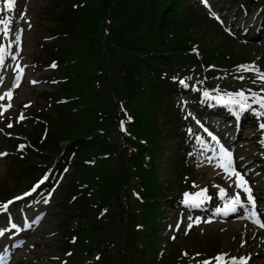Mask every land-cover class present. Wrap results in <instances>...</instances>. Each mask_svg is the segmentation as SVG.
<instances>
[{
	"label": "trees",
	"instance_id": "1",
	"mask_svg": "<svg viewBox=\"0 0 264 264\" xmlns=\"http://www.w3.org/2000/svg\"><path fill=\"white\" fill-rule=\"evenodd\" d=\"M184 2L76 0L74 8L73 0H67L54 12L58 21L56 33L67 35L56 54L65 62L68 81L57 95H66L74 101L61 106V119L52 124L54 138L48 140L49 146L43 147L47 155L42 158L50 164L49 155L63 151V140H69L68 151L77 145L75 163L107 154L99 165L83 168L74 175L76 187H88L76 197V206L82 207L81 217L85 219L76 239L79 252L73 260L77 263L81 262L83 254L91 257L95 249L102 247L104 253L98 264H158L155 257H144V252L136 254L118 247L121 230L127 229L131 220L121 215L118 221L117 215L124 198L133 197L131 188L144 187L147 197L154 196L159 189L157 166L152 159L144 165V154H156L154 147L161 138L165 126L162 121L167 113L161 118L152 117L151 125L136 117L132 125L135 139L127 140L138 149L131 153L102 132L110 128L119 99L126 98L134 105L139 99L155 101L153 83L160 69L190 60L192 56L187 50L191 43L199 41L208 59L219 63L237 60L221 53V46L218 43L213 46L206 34L193 33L194 20L189 17L190 11L182 8ZM107 18L111 19V33L105 37ZM20 173L29 175L26 170ZM106 205L111 210L110 216L98 217L99 208ZM147 205L149 215L159 212L150 202ZM74 212L71 210L69 216L73 217ZM216 246L217 243L211 248ZM172 262L166 259L163 264Z\"/></svg>",
	"mask_w": 264,
	"mask_h": 264
},
{
	"label": "rangeland",
	"instance_id": "2",
	"mask_svg": "<svg viewBox=\"0 0 264 264\" xmlns=\"http://www.w3.org/2000/svg\"><path fill=\"white\" fill-rule=\"evenodd\" d=\"M51 1L53 0H31L29 3V12L33 15L35 25L27 32L24 57L30 64L29 74L42 78H46L48 76L56 77L60 73V69L57 72L45 70L43 66L47 63L42 61V57L46 54V50H43L41 48L40 42L43 41L42 39H44V37L50 35L48 32V28L55 23L52 20L50 13L48 12L49 8L51 7ZM216 1L219 2V0ZM187 4L190 6L194 5L193 0H187ZM57 5L58 4L54 5V7H57ZM202 29L206 30L207 39L211 43H220L221 48L224 51L232 54H245V59H250L252 57V54L255 53L256 50H259V53L264 51V48L256 46L245 47L237 40L225 36L219 27H212L211 29L207 27L206 24H201L200 28L195 27L192 30L193 33H201ZM256 54L258 53L256 52ZM36 61L38 62L36 63ZM40 61H42L43 63L40 64ZM261 62L264 63V55L261 56ZM58 87L59 85L52 86L47 81H43L40 85L37 86H30L29 83H26L17 93V100L15 101V103L20 106L22 101L29 99L34 100V104L31 106V111L36 108H43L44 106H47L44 113L52 119L51 121H54L56 120L57 114L59 115V113L56 111L54 101L46 98L44 92L46 90L55 91ZM175 98V96H171L172 100L166 102L165 104L159 101L163 100V98H158L155 101L145 98L143 100L137 101L132 109V112H134L138 120L148 125L152 124V117L155 119L161 118L164 113H167L165 117L166 119H163L162 121L163 123H165V126L162 129L164 133L162 145L164 149H162V153L166 161L162 172L163 178L169 183V189L174 193H176L178 189L184 187V183L182 181L184 179L185 173H189L190 179H200L197 164L195 163L194 159L190 157V152H186L187 149L190 148L188 146V132L185 133L182 126H180L179 128V132L178 126L181 124V120H177V116L171 108L175 107L173 103V101H175ZM50 101L52 102V105L51 103L49 104ZM182 123L184 124V121H182ZM19 127L25 128L24 131L29 132V134H31V138H37V140L41 136V133L43 131L42 125L34 123L33 121H31V119H26L24 122L17 125L15 131H19ZM111 133H116V130L113 127H111ZM250 135H252L251 132L248 133V136ZM46 140L47 139H45L43 143L46 142ZM64 142L65 141H63L62 143ZM15 143L16 140H6L0 138V146L4 149H14ZM15 156L16 155L12 153L0 158L1 199H5V197L22 191L27 182V178L19 176L21 168H23L25 165H21V162L16 160ZM27 167L28 166H26V168ZM40 172L41 170H38L36 173L39 174ZM212 172L215 176V172ZM71 173L72 169L71 171L69 170L67 172L64 182L58 190L53 204L48 208V215L45 222L32 237V239L37 243V246L32 251H30L31 254L27 255L26 260H24V257H22V264H49V261L47 262L46 260L48 259L47 257L49 255H63V252L60 251L63 242L61 237L58 235L49 237V235L53 234V231H58V224L60 223V220L66 218V215H63L66 200L65 184L68 181ZM207 175L209 179V177H211L213 174L207 173ZM261 178V181H264L263 175ZM170 190H165L164 196L170 195L172 193ZM164 212L166 211L164 210ZM151 224H153V222H150L148 225ZM156 224L158 223L156 222ZM161 225L162 224H160V226ZM147 228L150 230L149 227ZM239 238L240 236L238 235V231L236 230H226L224 232H221V227L210 226L206 227L205 229L200 228V231L195 230L189 235L188 239L179 237L176 244L178 245L183 242V245H191L192 247L190 249L205 253V251H209L208 246L213 239H220L219 242L221 245V249L235 250ZM168 246L169 250L173 247L170 243ZM23 254L25 255L26 252H23ZM257 259L258 256L254 261L260 263L261 261Z\"/></svg>",
	"mask_w": 264,
	"mask_h": 264
},
{
	"label": "snow or ice",
	"instance_id": "3",
	"mask_svg": "<svg viewBox=\"0 0 264 264\" xmlns=\"http://www.w3.org/2000/svg\"><path fill=\"white\" fill-rule=\"evenodd\" d=\"M204 2L206 3V0H204ZM8 7L11 8L12 7V4L9 3L8 4ZM8 22L7 21H3V20H0V24H7ZM4 32L5 34H7V28L4 29ZM17 39H19V37H17ZM54 66V65H53ZM242 70H245V71H255L258 73V76H257V79L259 80H262L264 81V72H260L259 69H256L253 66H240ZM240 79H243V77H240ZM253 83H255V81H253ZM207 95V93H206ZM238 96H241V97H244L245 94L243 92H240V93H237ZM253 95H256L255 93H253ZM10 96V94H9ZM246 98V97H245ZM0 99H2V97H0ZM262 103H264V99H262ZM10 107V105H8ZM23 117H21L22 119ZM261 128H264V124H261L260 125ZM9 127H11V125H9ZM21 148H23L24 146L21 145L20 146ZM2 155H6V153H0V156ZM224 155L228 158V162L226 165H223L225 171H229L230 172V175H233V176H236L238 178V180L240 181V183H238V187H241L243 189V191L247 194V200L255 205V198L252 196L251 194V188L248 187L247 185V181L243 179V177L240 175L239 172L235 171V169L232 167V160H231V154L230 153H227L225 151ZM45 179H47V177H45ZM43 181H41L42 183ZM39 185L37 186H34L33 188V191H35V188L38 187ZM206 191V190H205ZM25 195H30V193H25ZM14 199H22V197H16ZM14 201H7V202H4V203H0V210H4L6 211L7 208H8V205L13 203ZM185 203H188V201L186 200ZM241 204V198H240V194L237 193L235 195V197L232 199L231 201V207H229L227 210L228 211H235L236 210V206L240 205ZM13 227H15V225H13ZM190 227V225H189ZM261 227H264V224L261 225ZM2 234V233H0ZM227 254H221L220 256L216 257L215 259L218 260V261H223V258L226 256ZM97 259H99V257H97ZM237 259H239V264H247V258L245 257H241V258H236V257H233L231 258V261H232V264H236L237 262ZM203 264H211L210 261H204ZM224 264H227V262H224Z\"/></svg>",
	"mask_w": 264,
	"mask_h": 264
},
{
	"label": "bare ground",
	"instance_id": "4",
	"mask_svg": "<svg viewBox=\"0 0 264 264\" xmlns=\"http://www.w3.org/2000/svg\"><path fill=\"white\" fill-rule=\"evenodd\" d=\"M207 150V149H206ZM207 152H208V150H207ZM208 163L210 164H213L214 165V169L215 170H218V166H217V161L214 159L213 161H211V162H209L208 161ZM262 257H264V255L262 256ZM262 262H264V260L262 261Z\"/></svg>",
	"mask_w": 264,
	"mask_h": 264
}]
</instances>
